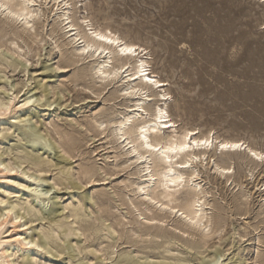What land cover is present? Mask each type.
Segmentation results:
<instances>
[{"label":"rangeland","instance_id":"obj_1","mask_svg":"<svg viewBox=\"0 0 264 264\" xmlns=\"http://www.w3.org/2000/svg\"><path fill=\"white\" fill-rule=\"evenodd\" d=\"M54 3H30L37 10L28 21L0 10V161L12 163L3 170L7 177L0 174V208L17 203L23 217L15 221L28 226L22 237L47 241L17 251L9 264H21L23 256L40 264H264V158L255 165L245 156L248 147L264 153V0H66L61 9ZM70 20L82 33L97 27L138 44L149 75L166 84L146 89L155 94L146 98L124 93L126 72L99 78L92 68L105 58L74 50L82 42ZM139 97L146 110L129 123L150 118L161 105L178 132H209L215 146L244 142L222 176L215 147L210 160L176 168L193 180L178 187L171 203L183 205L202 190L206 203L199 208L208 222L191 225L159 194L156 202L148 199L164 190L155 177L149 193L134 190L155 156L127 152L114 121ZM8 221L9 215L0 218L3 231L13 230Z\"/></svg>","mask_w":264,"mask_h":264},{"label":"bare ground","instance_id":"obj_2","mask_svg":"<svg viewBox=\"0 0 264 264\" xmlns=\"http://www.w3.org/2000/svg\"><path fill=\"white\" fill-rule=\"evenodd\" d=\"M34 1L35 0H0V10H1V12L6 11L8 14L12 15V17H14L16 19L21 18L23 20L28 21V18H30L34 14V12L37 10V9L35 10L34 8H32V6L30 4L32 2L34 3ZM58 1L61 3H58ZM68 1H70V0H68ZM55 3H56V6H58L57 9H61V5H63V4L66 5V0H55ZM66 7H67V5H66ZM68 14H69V12H68ZM62 16H64L63 20H67L69 18V16L66 13H63L61 15V18H62ZM67 23H68V26L72 27V29L75 30V33H76L75 38L82 42V46H80L79 48H75L74 50L82 51V52H86L89 50L88 51L89 57L98 56V58H105L103 60H97L96 64L92 68L94 70L95 74H99V76H98L99 78L106 79V78L114 77V79H115V76L118 73H120V71L126 72V77L128 78V80L130 82H128L129 84L123 89V91H124V93H129V94L131 93L134 95L139 94V93L144 94L146 89H148L151 86L161 87V86H164L166 84L165 82L155 78V75H149V73L147 72V70H148L147 69V65H148L147 60H144L142 58H138L139 52L143 50V49L140 50L141 46H138V44L136 45L135 43H132L131 41H127V40L121 38L119 35L115 34V32L113 33L109 30L97 29V27H96V29L92 30L89 33H86L84 31L82 33L80 31H78L76 23H73L71 20L68 21ZM72 44L73 43H71V45ZM112 55L115 56V62L116 63L113 60H112V63L110 62V60L112 59V57H111ZM68 60H70V59H68ZM0 71H1V69H0ZM135 81L136 82L138 81V83L134 84ZM149 89H151V88H149ZM163 93L157 94L158 97L159 96L162 97V98H158L157 101L158 100H161V101L164 100V98H163L164 94ZM167 94H168V92H167ZM150 95H153V97H155V94H151V93L150 94H144L142 96H145L146 98H148ZM29 97H25L23 99L24 101L19 106V109L22 107L23 104H25L27 101L30 100ZM150 98H152V96ZM143 100L144 99L141 97L137 98V100L132 104V106L134 108L132 107L130 109V111H127V113L122 114L121 117H119V119L114 121V123L116 124L115 129L119 132V138H123V141H125L126 144H128V146H129V148H128L129 150H127V152H130V153L135 152L137 155L136 156L137 159L147 160L148 158H151V156H155L154 157L155 160L152 159V164H149L150 162L146 161L145 165L143 166V168L145 170H147L146 171L147 172V174H146L147 178L146 179L144 178L143 180L135 183L134 190L137 193L138 192L139 193L140 192H144V193L146 192V194H147V192L149 191V190H147L149 183L153 182V179L155 177L156 182L154 184H156L157 186L158 185L163 186L162 188H164V190L159 191V193L154 192L155 194H151L148 192L149 194H147V195L148 196L150 195L148 197V199H154V202H156L159 198V196H157V195L159 194L161 197V198H159V200L165 199L166 201H164L163 203L165 205H169L171 202L175 201V199H176L175 194H176V191L178 192V187L179 186L181 187V185H187V184H183V183H185V182L190 183L189 181L192 178V177L188 178L187 176H186L187 177L186 178L184 176V174H186V173L181 172L180 170H178L176 168H183L184 169L188 165L190 167V165H192L198 159L199 160H202V159H209L210 160L214 155L212 147H215V149H219V154H220V163H215L214 168L217 170V172L219 171L221 176L227 173V170L230 168L229 167L230 165H228V164L231 161L230 160L231 155L235 154L234 151H236L237 148H240L241 145L244 144V142L241 143L240 141L235 140V139L234 140L233 139H223V140L218 141L217 145L215 146V145H213V142H212L213 137L209 135V132L207 133L208 135H202V134L196 135V133L192 129H183L182 131L178 132V130L175 126V122L169 118V114L167 113L166 109L161 105L154 106V108L152 109L150 118L147 117L148 119H146V120L141 119L142 121H140V122H139L140 119H138V122L133 123L136 120L134 117L141 114V110H146V109L142 108V105H141ZM7 102H9V101H6L5 103H7ZM145 112H147V111H145ZM132 118H134V119H132ZM26 119L27 118H25L24 121ZM130 120H132V121L134 120V121L133 122L131 121V123H129ZM129 124H132V125L129 126ZM2 128H4V127H2ZM165 128L170 129L169 132L166 134H164ZM115 129L113 131H116ZM118 132H117V136H118ZM215 139H216V137H215ZM121 143H124V142H121ZM126 144L124 143V145H126ZM247 151H248V154L247 155L245 154V156H246V160L248 158V161L250 163L253 162L255 165H257V160L262 161L264 158V155H263L264 153L261 151H257V149L255 150V149L248 147ZM70 152H71V150H70ZM31 161H32V164H35V165L39 164L38 161H36L34 158H32ZM9 162H10V160H9ZM9 162H3L2 159L0 161V166H1L0 167V174L5 176V177H7L8 174L4 173L3 170H7V171L11 170L10 164H12V163H9ZM41 162H42V160H41ZM35 165H33V166H35ZM197 165H198V162H197ZM14 169L15 168H13V170ZM193 169H195V168H193ZM189 171H191L190 168H189ZM189 171L187 169L188 173H189ZM195 171L197 172V170H195ZM195 171H191L190 175L195 173ZM23 173L25 174L26 172H23ZM29 177H30V175H29ZM85 177H86V175H85ZM192 180H193V178H192ZM57 181H60V180H57ZM55 183H57V182H55ZM32 184L33 183H31V185ZM192 184H193V182H192ZM192 184H190V185H192ZM196 186H195V188H197ZM26 188H29V186H27ZM191 188L194 189V187H191ZM180 189H182V188H180ZM198 190H199V188H198ZM200 191H202V190H199L198 191L199 193L194 192L192 194H189L191 196L186 199V201L183 205H173L171 203L173 206L170 204V207L168 206V208L171 209V207H175V208L178 207L179 212L181 211L182 215H184V217L189 220L191 225L192 224L193 225H197V224L200 225V223H202V221L204 220L205 214H204L202 208H199V206H202L203 204L206 203V202L201 201L202 197L198 196L200 193L202 194V192H203V191L202 192H200ZM1 199L2 198H0L1 203L5 202ZM155 199H156V201H155ZM41 200H44V197L41 198ZM26 202H27V200H26ZM158 202H160V205L162 204V201H158ZM22 203H24V202L22 201ZM17 205L18 204L15 202L6 201V203L0 208V218H2L5 215L6 216L9 215V221L12 223L11 227H14L13 230H7L6 229L3 231L2 229L4 228L5 224L3 225V227H1L2 224L0 225V238L2 237L1 234L3 232H6V235H4V236H9V238L5 240L7 248L4 247L3 245L1 247V244L3 241H0V264H6V263L9 264L8 257H10V256L14 257L17 254V251H19V250H22V249L25 250L27 248H30L32 245L36 246V248L37 247L41 248V247H44L43 245L47 244L46 239L44 241L38 243L31 236H23L22 237V235L24 233H26L25 231L28 228V226L25 227L26 221L25 222L23 221V223H19V222L17 223L15 221L16 219L23 217L18 212L14 211V209ZM79 205L81 206V204H79ZM18 207H19V205H18ZM69 208H70V206H69ZM24 209H25V212H27V214L30 213L31 215H33L32 217L35 216L34 211L29 206H26V203H25ZM172 211H174V209ZM80 212L81 211H79V213ZM72 215H74L73 217L78 215L77 209L73 210ZM78 217H79V215H78ZM205 219L207 221L206 217H205ZM184 220H186V219H184ZM44 237H47L46 233H44ZM195 245H197V244H195ZM192 247H190V248H192ZM112 252H111V254H112ZM19 257H21V256H19ZM19 257H18V259H19ZM184 262H185V260H184ZM11 263L17 264L15 262H11ZM21 264H40V263L37 262L36 259L29 260V259L25 258V256H23ZM211 264H217V263L212 262Z\"/></svg>","mask_w":264,"mask_h":264}]
</instances>
